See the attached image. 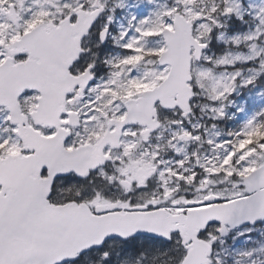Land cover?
<instances>
[{
  "label": "snow or ice",
  "instance_id": "snow-or-ice-1",
  "mask_svg": "<svg viewBox=\"0 0 264 264\" xmlns=\"http://www.w3.org/2000/svg\"><path fill=\"white\" fill-rule=\"evenodd\" d=\"M0 264H264V0H0Z\"/></svg>",
  "mask_w": 264,
  "mask_h": 264
}]
</instances>
